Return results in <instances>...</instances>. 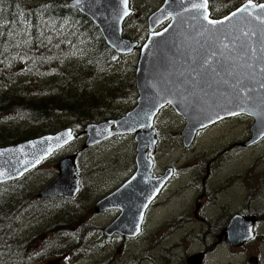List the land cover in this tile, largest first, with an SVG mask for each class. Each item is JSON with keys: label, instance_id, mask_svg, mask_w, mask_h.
Returning a JSON list of instances; mask_svg holds the SVG:
<instances>
[{"label": "water", "instance_id": "water-1", "mask_svg": "<svg viewBox=\"0 0 264 264\" xmlns=\"http://www.w3.org/2000/svg\"><path fill=\"white\" fill-rule=\"evenodd\" d=\"M202 3L203 0H183L179 12L173 10L171 3L158 20L151 18L155 13L147 18L149 35L140 48L135 70L136 108L119 120L89 124L82 133L87 137L83 150L117 135L136 134L138 168L131 180L104 200L114 199L115 206L111 209L118 208L123 193L135 195L141 186L144 187L139 196L147 194L144 205L150 196H154L155 187L149 188L144 183L139 186V179L148 180L150 176V162L145 150L154 149L156 142L150 127L154 115L163 106H170L185 120L186 127L182 132L185 146H189L198 130L239 114L253 119L251 139L246 145L264 137V87H261L264 84V72L261 71L264 67V23H261L264 9L247 3L223 18L211 19L208 4L204 8L194 6ZM70 6L92 20L114 52L130 55L136 50L137 43L122 36L123 22L132 12L129 0L127 5L124 0H72ZM245 7L247 12L239 11ZM209 19L222 23L209 24ZM166 21L169 23L165 28L154 32ZM232 112L237 114H230ZM139 129L143 131L139 133ZM69 133L71 138H68ZM77 137L71 129H66L0 149V184L19 179ZM57 169V177L38 194L39 198L72 199L79 192L75 155L59 161ZM162 182L163 178L155 181L156 184ZM101 211L104 210H98ZM133 224L129 225L127 234L134 230L135 236L139 224L137 222L136 227ZM109 230L105 232L109 234Z\"/></svg>", "mask_w": 264, "mask_h": 264}, {"label": "trees", "instance_id": "trees-1", "mask_svg": "<svg viewBox=\"0 0 264 264\" xmlns=\"http://www.w3.org/2000/svg\"><path fill=\"white\" fill-rule=\"evenodd\" d=\"M70 1L0 0V147L125 115L121 107L111 105L120 94L116 92V86L125 74L116 72L119 76L114 81H105L107 86L104 82L96 90L92 87V83L100 79V76L93 77L92 69L99 68L104 79L114 76L104 77L106 63L110 58H122L105 44L99 28L88 16L69 6ZM210 4L211 16L215 17L214 7ZM149 14L140 18L145 19ZM145 26L146 23L139 24L144 33ZM49 55L53 56L56 68L48 67L45 72L58 70L61 73V77L55 78L59 81L52 85H49L50 80L54 78L38 77L42 68L41 57ZM85 55L89 63L72 69L75 66H70L71 63ZM12 63L15 66L7 68ZM14 67L22 68L29 77L23 80L12 70ZM86 69L88 73H85ZM113 70H127L131 81L126 79L124 85H135L132 64L127 69L116 67ZM70 75L78 78L76 83H68ZM41 80H48L45 85H49V89L38 87L43 84ZM34 94L36 99L32 100ZM77 153L82 155L79 151ZM28 179L24 177L0 185V264H43L66 257L69 243L76 240L79 245L83 244L89 230V225L82 228L81 225L86 223L78 220L75 208L68 213V209L50 208L53 203L40 209L33 207L34 202L25 184ZM63 211L61 219L47 225L40 237L32 233L24 235V231L31 228L26 220L31 219V224L32 218L38 215L47 217ZM68 225L76 226L69 229ZM79 227L80 236H73L71 230ZM90 251L94 250L89 248ZM100 264H106V261Z\"/></svg>", "mask_w": 264, "mask_h": 264}, {"label": "rangeland", "instance_id": "rangeland-1", "mask_svg": "<svg viewBox=\"0 0 264 264\" xmlns=\"http://www.w3.org/2000/svg\"><path fill=\"white\" fill-rule=\"evenodd\" d=\"M129 1L131 2V7L135 15L125 21L123 29L125 34L124 32L123 34L125 39L143 42L148 31L146 29L144 33L143 29L139 27V24L146 23L147 17L145 19L140 17L141 15L151 13L153 9L159 8L160 5L158 6L157 4H159L161 0ZM212 5L214 7V14L217 16H221L223 13L225 14L227 11H222L225 9H228L229 11L233 6L232 2L229 4L228 0H217ZM121 58L122 60L110 58L106 63L107 69L106 72L104 71V77L105 75L114 76L104 79L101 77L102 74L99 68H97V70L92 69L93 77L100 76L99 80H95L92 83V87L93 90H96L99 88L100 83L114 81L119 76L117 73H120L121 75L125 74L126 77L124 75L116 86V92H120V94L117 95V100H115V102H111V105L129 111L135 87L132 85L130 86L129 84L125 86L124 83L126 79H128L127 81H131V76L126 73L127 70L122 72L112 71V69L113 67L127 69L131 64H135L136 59L135 55L127 57L121 56ZM75 62L70 65L75 66L72 69H78L79 67L88 64L89 59L85 55L82 58L76 59ZM40 63H42V68L39 71L40 75L38 77H43V79L46 77H50L51 79L54 78V80H50L51 84L49 85L59 81L55 79L61 74L58 70H54L53 73L45 72L48 67L56 68V66L53 65L52 55L41 57ZM13 66H15V63H12L7 68H12ZM12 70L18 72L23 80L29 77L27 72L23 71L22 68L14 67ZM87 71L89 72V70L86 69L85 73H88ZM77 80V77L70 75V78L67 81L69 84H74ZM47 81L48 80H41L40 83L43 82V84H38V87L49 89V85H45L47 84ZM107 84L108 83H106V86ZM31 99H36L35 94L32 95ZM160 121L161 122L159 124L157 123L156 127L159 135V143L155 155L157 165L162 171H164L167 166L173 165L178 169V167H183L184 163H186L185 167H189V165H194L199 162L204 163L202 165L204 167L206 163H210V181L212 184H215L220 176L223 177V174L228 175L231 171H235V173L239 172L241 173L238 177L240 180H237L233 186H231L230 182L227 184L229 186L228 193H239L244 197L243 202H245L246 198L249 196H259V199L255 200V203L259 201L260 206L264 208V139L249 148H241L236 145L237 143L243 142L241 145L243 147L245 142L250 139H248V137L250 135L249 126L251 122L246 117L232 118L231 120L228 119L219 123V125L217 122L215 123L216 126L209 128L208 130V127L201 130L200 134H197L196 137H194V141H191L189 146L182 144L181 125L179 123L175 120H171L165 115V113L160 118ZM22 124L25 125L26 122L23 120ZM82 143L83 141L79 140L69 146L67 145L35 169L27 181L28 195L30 197H36L37 193L55 177V167L57 162L63 157L79 151ZM134 157V142L131 140L129 143L122 145L121 138L117 145H115L114 142L111 143V141H107V143L103 142L86 150L77 158L76 161L81 190L78 193L77 198L71 203L66 204L65 207L70 208L67 210L68 213L74 208L77 209L78 220L86 223L85 225H81L82 228L84 229L87 226V223L92 222V230L84 236L83 244L79 245L76 240L69 243L70 248H68L69 251L66 257L52 259L43 264H100L102 261H106V264H141L138 261H133L132 258L135 260L136 257H143L149 250H151L150 254L153 256L156 264H164L163 261H166L167 259H165L166 256L162 254V251L164 250V247H168L167 244L171 245L176 241L180 234L179 231H176L172 237H163L165 241L161 240L151 249H149V242L147 240H140L136 243L130 244L128 248L126 247V244H122L120 246V252L119 250H116L118 246L117 239L108 242L104 247L101 245L99 239L102 227L106 226L100 224H103V222H107L110 219L108 216L104 217V215L97 216L94 214L96 201L104 197H100L102 186L109 182V180H111L112 183H117L122 177L131 174ZM119 173L122 174V176H120ZM235 173L233 175H235ZM176 176L179 177L180 174L177 173ZM187 196V193L183 194V197L181 198L178 196H171L169 193L165 194V197L167 198L165 203L162 206L157 204L149 217L148 228L151 225L155 226L152 235L157 233L162 227V225H156L157 223H160L161 220L171 215H175L182 211V209L189 208L190 203L186 199ZM107 207L108 206H103L101 210H105ZM63 213L64 211L61 212V214H52L47 217L38 215L32 218L31 224L29 223V220L31 219L26 220L25 222L30 225L31 228L24 231V235L32 233L35 236L40 237L45 231L47 225H52L54 220L61 219ZM211 213V207L208 206L204 215L210 216ZM72 226L76 225H68V228L71 229L73 228ZM72 233L73 236L77 237L80 230H74ZM187 242H190V240H187ZM76 245L78 246L76 247ZM89 248L94 251L89 252ZM179 249L180 248L177 246L176 248L174 247L173 250L176 251H173V254H179ZM168 253V251L165 252V254Z\"/></svg>", "mask_w": 264, "mask_h": 264}, {"label": "flooded vegetation", "instance_id": "flooded-vegetation-1", "mask_svg": "<svg viewBox=\"0 0 264 264\" xmlns=\"http://www.w3.org/2000/svg\"><path fill=\"white\" fill-rule=\"evenodd\" d=\"M216 1L208 0L209 4L210 2L213 4ZM228 1L229 4L232 2L233 5L229 11L226 9L228 13L247 3L255 6L264 4V0ZM162 2L163 0L157 5L159 6ZM218 17L215 15L214 18ZM137 98L138 93L134 88L130 109L135 108ZM127 112L128 110H124L123 114ZM164 113L171 120H175L181 125L182 144H184L182 132L186 127L185 120L176 114L170 106H163L154 115L150 127V132H153L156 142L154 149L147 148L145 150L147 159L150 162V176L148 180L147 178H143L142 175V178L139 179V186L144 183L147 187L150 186L149 188L155 187L154 196H150L144 205L145 198L143 197L145 196L140 197L142 195L135 196L123 193L120 197L122 201L119 202L116 210L110 209L114 204V199H111L110 202L107 201L106 206L109 207L107 210L99 214L94 213L97 216L104 215V217H110L107 222H103V225H110L111 228L109 234H107L105 232L106 229L102 227L99 237L101 245L104 247L108 242L117 239L118 246L116 250L121 252L120 246L122 244H126L128 248L132 243L147 240L149 242V249H151L161 240L165 241L163 237H172L176 231H179L180 234L176 241L171 245L167 244L168 247H164L162 251V254L166 256L165 259H167L163 261L164 264H264V208L260 206L259 201L255 203V200H258L259 196H249L243 202L244 197L239 193H228L229 186L227 184L230 182L231 186H233L236 180H240L238 177L241 173L231 171L228 175L223 174V177L220 176L215 184H212L210 181V163H206L203 167L202 165L204 163L199 162L194 165H189L190 168L185 167L186 163H184L183 167H178V169L174 165L167 166L164 171L157 165L155 152L159 143V135L156 127L157 123L159 124L161 122L160 118ZM225 120H228V117L218 121V125ZM214 126H216L215 123L208 126L207 130ZM200 131L196 132L194 137L200 134ZM139 132H141V129ZM121 138L122 145L129 143L131 140L134 142L136 156L137 145L134 135L115 137L111 139V143L114 142L117 145ZM242 144L243 142L237 143L236 145L241 148H249L252 146L242 147ZM137 168L136 158L134 157L132 173L122 177L117 183H112L109 180V182L102 186L100 197H105L106 194H110L107 197L108 199L113 196L119 188L133 178ZM177 173L180 174L179 177L176 176ZM234 173L235 175H233ZM119 175L122 176L120 173ZM159 178H163L162 184L155 183L156 179ZM168 193L171 196H178L179 198L187 193L188 196L186 199L189 201L190 206L157 223L156 225H162V227L157 233L152 235L155 226L150 224L151 226L148 228L150 214L154 211L157 204L162 206L165 203L167 199L165 194ZM208 206L212 210L210 216L204 215ZM127 211L130 213H127ZM136 221L139 224V232L133 237L130 235L131 233L127 234V231H129V227L127 226L133 223L135 225L137 223ZM121 225H123L122 228ZM124 225L126 228H124ZM105 235L113 236L106 237ZM187 240H190V242H187ZM176 246L180 248L179 254H173V251H176L173 248H176ZM167 251L169 253L165 254ZM150 253L151 250L145 256L136 257L135 260L132 258V260L135 262L138 261L141 264H156Z\"/></svg>", "mask_w": 264, "mask_h": 264}, {"label": "bare ground", "instance_id": "bare-ground-1", "mask_svg": "<svg viewBox=\"0 0 264 264\" xmlns=\"http://www.w3.org/2000/svg\"><path fill=\"white\" fill-rule=\"evenodd\" d=\"M182 1L183 0H165L164 1V3H163V5H162V7L158 10V12H156L154 15H152L151 16V18H152V20H154V19H156V20H158L161 16H163V13L166 11V9H167V7H168V5H171V3H172V8H173V10H175V12L176 11H181V3H182ZM171 7V6H170ZM177 12V13H178ZM172 16L173 17H175V14L173 13L172 14ZM151 18H150V20H151ZM169 20V19H168ZM155 23V22H154ZM173 27H174V25H173ZM122 36H123V31H122ZM123 38H125L124 36H123ZM115 54H117L118 56H121L120 54H118L117 52H114ZM138 59H139V56H138ZM136 65H138V60H137V63H136ZM124 125V124H123ZM120 126V125H119ZM263 157V156H262ZM238 177V176H237ZM237 177H235L236 179H237ZM235 178H234V180H235ZM136 180H137V178L135 179V183H136ZM237 181V180H236ZM134 184V183H133ZM142 187V186H141ZM141 187H139L138 188V190H136L137 191V193L135 194L134 192V194L136 195V196H139V193L141 192V190L143 189V187L141 188ZM134 191V190H133ZM132 195V194H131ZM147 195V194H146ZM146 195L144 194L143 196H145V197H143V198H145V200H146ZM134 197V196H133ZM104 201V200H103ZM104 205H107V202H102L101 204H99V202H97V205H95V210H99V209H101V207L102 206H104ZM127 213H130V212H128L127 211ZM129 216V215H128ZM127 227H129V226H127ZM124 228H126L125 227V225H124Z\"/></svg>", "mask_w": 264, "mask_h": 264}, {"label": "snow or ice", "instance_id": "snow-or-ice-1", "mask_svg": "<svg viewBox=\"0 0 264 264\" xmlns=\"http://www.w3.org/2000/svg\"><path fill=\"white\" fill-rule=\"evenodd\" d=\"M207 2H208V0H203V3H202V4H196V5H194V6H195V7H198V8H204V7L207 5ZM124 3H125V5H127V0H124ZM258 7L264 9V4H261V5H259ZM247 10H248L247 7H245V8H241L239 11H240V12H247ZM124 14L127 15V11H125ZM233 15H236V13H233ZM205 19H208V17L205 16ZM228 19H230V17H229ZM208 23H209V24H213V25H215V24H217V23H222V22H221V21H214V20H210V19H209V20H208ZM261 23H264V18L261 19ZM225 47L227 48V45H225ZM205 63H208V61H205ZM261 71L264 72V67L261 68ZM261 87H264V84H261ZM242 91L247 92V91H250V89H242ZM168 102L170 103L171 101H168ZM230 114H237V113L232 112V113H230ZM68 138H71V137H70V133L68 134ZM57 139H59V137H57Z\"/></svg>", "mask_w": 264, "mask_h": 264}]
</instances>
